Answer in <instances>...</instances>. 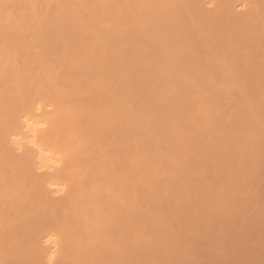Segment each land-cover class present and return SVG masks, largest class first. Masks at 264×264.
<instances>
[{
    "label": "bare ground",
    "instance_id": "1",
    "mask_svg": "<svg viewBox=\"0 0 264 264\" xmlns=\"http://www.w3.org/2000/svg\"><path fill=\"white\" fill-rule=\"evenodd\" d=\"M0 264H264V0H0Z\"/></svg>",
    "mask_w": 264,
    "mask_h": 264
},
{
    "label": "rangeland",
    "instance_id": "2",
    "mask_svg": "<svg viewBox=\"0 0 264 264\" xmlns=\"http://www.w3.org/2000/svg\"><path fill=\"white\" fill-rule=\"evenodd\" d=\"M34 118H37V119H38L37 116L34 117ZM37 119H36V120H37ZM36 120H35V121H36ZM32 122H34V119L32 120ZM25 130H26V129H25ZM25 130H24V131H25ZM32 131H33V130H32ZM29 133H30V134H29ZM33 133H34V131H33V132H31V131L29 132V130H28V132H27V130H26V131L24 132V135H23V139H22V140L28 142L29 139H34V141H35L34 136H35V134L37 135V132L34 133V134H33ZM26 134H27V135H26ZM32 134H33V136H32ZM32 137H33V138H32ZM31 141H33V140H30V142H31ZM34 141H33V144L35 143ZM30 142H29V143H30ZM29 143H27V145H29ZM30 144H31V146L36 145V147L39 145V143H36V144H34V145H33L32 143H30ZM36 147L34 146V147H31V148H30V146H29V149H31V151H32V148H34L32 152H33V155H34L36 158L39 156L40 153H43V154H44V153L51 154V153H48V151H45L46 149L44 150V149H41V148H40V149H41L42 152H37L38 150H36ZM41 147H42V146H41ZM38 148H39V146H38ZM38 148H37V149H38ZM34 150H36V152H35ZM34 153H35V154H34ZM51 158H52V155H51L50 157H48L49 160H50ZM47 162H48V163H51V160H50V161H47ZM41 171H42V170H41ZM48 171H51V169L48 170Z\"/></svg>",
    "mask_w": 264,
    "mask_h": 264
}]
</instances>
